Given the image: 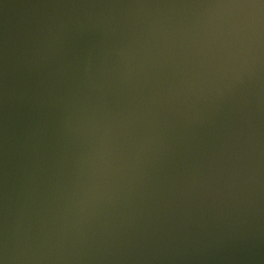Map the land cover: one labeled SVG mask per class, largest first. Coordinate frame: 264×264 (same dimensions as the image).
Segmentation results:
<instances>
[{
	"label": "water",
	"instance_id": "water-1",
	"mask_svg": "<svg viewBox=\"0 0 264 264\" xmlns=\"http://www.w3.org/2000/svg\"><path fill=\"white\" fill-rule=\"evenodd\" d=\"M259 0H0L6 264H264Z\"/></svg>",
	"mask_w": 264,
	"mask_h": 264
},
{
	"label": "clouds",
	"instance_id": "clouds-1",
	"mask_svg": "<svg viewBox=\"0 0 264 264\" xmlns=\"http://www.w3.org/2000/svg\"><path fill=\"white\" fill-rule=\"evenodd\" d=\"M230 7H248L253 9H264V0H259L258 3H249L246 5H228ZM7 257H0V264H6Z\"/></svg>",
	"mask_w": 264,
	"mask_h": 264
}]
</instances>
